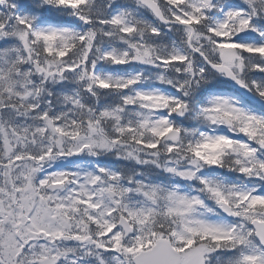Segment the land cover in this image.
I'll use <instances>...</instances> for the list:
<instances>
[{
	"label": "snow or ice",
	"instance_id": "6c2138e0",
	"mask_svg": "<svg viewBox=\"0 0 264 264\" xmlns=\"http://www.w3.org/2000/svg\"><path fill=\"white\" fill-rule=\"evenodd\" d=\"M0 264H264V0H0Z\"/></svg>",
	"mask_w": 264,
	"mask_h": 264
}]
</instances>
